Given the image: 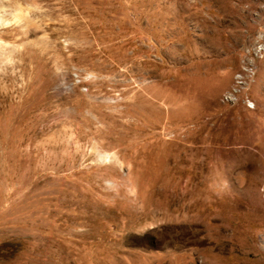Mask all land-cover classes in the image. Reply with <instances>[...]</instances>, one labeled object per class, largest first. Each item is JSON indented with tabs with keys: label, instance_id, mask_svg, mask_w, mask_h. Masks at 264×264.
<instances>
[{
	"label": "rangeland",
	"instance_id": "1",
	"mask_svg": "<svg viewBox=\"0 0 264 264\" xmlns=\"http://www.w3.org/2000/svg\"><path fill=\"white\" fill-rule=\"evenodd\" d=\"M0 264H264V0H0Z\"/></svg>",
	"mask_w": 264,
	"mask_h": 264
}]
</instances>
